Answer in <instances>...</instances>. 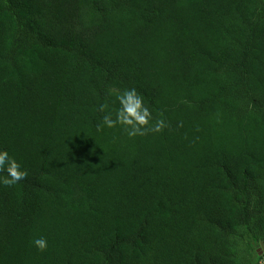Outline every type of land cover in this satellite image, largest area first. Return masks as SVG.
I'll use <instances>...</instances> for the list:
<instances>
[{
	"label": "trees",
	"instance_id": "16d2710c",
	"mask_svg": "<svg viewBox=\"0 0 264 264\" xmlns=\"http://www.w3.org/2000/svg\"><path fill=\"white\" fill-rule=\"evenodd\" d=\"M133 88L163 130L97 131ZM0 149V264H255L264 0H0Z\"/></svg>",
	"mask_w": 264,
	"mask_h": 264
},
{
	"label": "clouds",
	"instance_id": "9594fccd",
	"mask_svg": "<svg viewBox=\"0 0 264 264\" xmlns=\"http://www.w3.org/2000/svg\"><path fill=\"white\" fill-rule=\"evenodd\" d=\"M117 100L120 107L116 111L115 119L112 118L111 113L104 115L101 123L97 126V131H102L104 128L112 129L119 125L129 138H134L145 135L149 130L159 133L165 127L164 121L157 120L151 129L148 128L152 113L134 88L119 94ZM99 110L103 112L105 106L101 105ZM0 173L6 174L0 183L8 187L16 186L28 175L22 164L3 149H0ZM33 244L40 252L45 251L48 247V241L45 238L35 239Z\"/></svg>",
	"mask_w": 264,
	"mask_h": 264
},
{
	"label": "rangeland",
	"instance_id": "374dc122",
	"mask_svg": "<svg viewBox=\"0 0 264 264\" xmlns=\"http://www.w3.org/2000/svg\"><path fill=\"white\" fill-rule=\"evenodd\" d=\"M264 260V242H260L256 245L254 251V263L258 264Z\"/></svg>",
	"mask_w": 264,
	"mask_h": 264
}]
</instances>
